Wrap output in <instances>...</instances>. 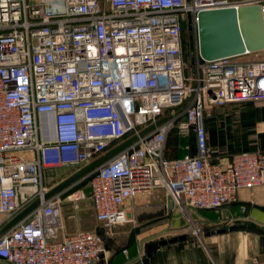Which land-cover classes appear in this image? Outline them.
Masks as SVG:
<instances>
[{"label": "built area", "instance_id": "1", "mask_svg": "<svg viewBox=\"0 0 264 264\" xmlns=\"http://www.w3.org/2000/svg\"><path fill=\"white\" fill-rule=\"evenodd\" d=\"M243 3L0 0L1 225L40 201L0 235L1 262L97 264L104 241L96 231L63 234L65 200L45 198V173L80 170L134 136L91 176L90 201L105 231L130 222L128 201L157 189L193 223L190 209L218 211L241 190L264 186V149L214 164L206 127L208 108L264 102V58L249 59L264 51L208 61L197 49L186 76L189 15L196 23L203 11ZM192 131L196 154L167 159L171 133Z\"/></svg>", "mask_w": 264, "mask_h": 264}, {"label": "crops", "instance_id": "2", "mask_svg": "<svg viewBox=\"0 0 264 264\" xmlns=\"http://www.w3.org/2000/svg\"><path fill=\"white\" fill-rule=\"evenodd\" d=\"M250 3L264 10V0ZM208 110L206 127L214 164L230 165L241 151L264 149V102ZM188 154H196L194 131L189 137L177 134L176 141L167 144L165 151L170 160ZM168 198L164 189H157L128 201L125 210L130 222L106 231V251L97 264H264V186L241 190L234 201L218 211L190 209L199 235L184 225L180 209H169ZM92 210L97 223L93 229L84 231L63 215V234L93 232L102 227L93 205ZM2 221L0 217V225ZM6 225L0 226V235ZM175 239L178 241L147 257L148 244Z\"/></svg>", "mask_w": 264, "mask_h": 264}, {"label": "water", "instance_id": "3", "mask_svg": "<svg viewBox=\"0 0 264 264\" xmlns=\"http://www.w3.org/2000/svg\"><path fill=\"white\" fill-rule=\"evenodd\" d=\"M188 5H190V0H188ZM188 34L190 42V59L192 64L195 63L197 49L199 50L201 57L208 61L243 56L248 53H259L264 51V10L259 4L243 3L239 6L203 11L198 15L196 23L193 21L192 16L189 15ZM164 122L165 119L160 120L157 124L144 130L142 135L144 136L152 132L157 126H160ZM137 139V136L128 139L89 165L83 167L76 174L49 191L45 198L49 199L73 186L77 182L91 177L100 166L127 149L136 142ZM39 205L40 201L37 200L28 206L24 211L7 223L1 231V235L7 233L19 222L24 220ZM168 207L169 209L173 208L171 198H168ZM96 232L105 242V229L103 227H98ZM177 241L178 239L162 240L148 244L147 257H151L157 249ZM138 264H144V262Z\"/></svg>", "mask_w": 264, "mask_h": 264}, {"label": "rangeland", "instance_id": "4", "mask_svg": "<svg viewBox=\"0 0 264 264\" xmlns=\"http://www.w3.org/2000/svg\"><path fill=\"white\" fill-rule=\"evenodd\" d=\"M30 4H36L39 0H28ZM229 2H238L240 0H227ZM245 3H249L250 0H242ZM183 37L186 41L185 46V60H186V76L193 77L192 69H191V59H190V42H189V34H188V23L184 24V33ZM264 58V53H262L259 57L254 55L249 57L250 60L261 59ZM246 59V58H243ZM209 110L206 112V123H208L209 118ZM175 135V132L171 133L169 139ZM23 155L21 154L20 157ZM79 170L77 168H54L50 169L45 173L44 185L49 190L54 189L65 180L76 174ZM60 198L64 201L63 205V215L65 218L70 219L71 224L77 222L84 229V231H89L97 225L94 212L92 210V205L90 201V181L89 178L84 179L80 182H77L73 186L64 190L63 192L58 194ZM74 195V197H78L77 201H68L67 197ZM180 213L185 218L184 225H187L189 228L193 230V223H190L188 220V215L186 212L181 211ZM191 216V212L188 211ZM180 215V216H181ZM192 218V216H191ZM193 219V218H192ZM187 223V224H186Z\"/></svg>", "mask_w": 264, "mask_h": 264}, {"label": "trees", "instance_id": "5", "mask_svg": "<svg viewBox=\"0 0 264 264\" xmlns=\"http://www.w3.org/2000/svg\"><path fill=\"white\" fill-rule=\"evenodd\" d=\"M183 33H184V28H183ZM183 39H184V37H183ZM184 44H185V46H186V41H185V39H184ZM169 137H170V136H169ZM176 138H177V134L175 133V135L172 136L170 139L168 138V140H167V144L176 141ZM166 148H167V147H166ZM90 180H91V177H89V181H90Z\"/></svg>", "mask_w": 264, "mask_h": 264}]
</instances>
